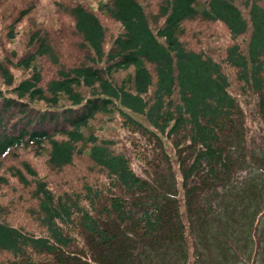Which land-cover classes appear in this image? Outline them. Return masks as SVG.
<instances>
[{
    "label": "trees",
    "instance_id": "trees-1",
    "mask_svg": "<svg viewBox=\"0 0 264 264\" xmlns=\"http://www.w3.org/2000/svg\"><path fill=\"white\" fill-rule=\"evenodd\" d=\"M194 21L205 46L185 39ZM256 95L264 114V0H0V189L30 185L39 225L0 216L8 264H145L156 248L165 264L204 260L195 206L230 176L225 135ZM127 128L177 156L179 188L136 170ZM78 152L104 179L57 190L34 164L60 170Z\"/></svg>",
    "mask_w": 264,
    "mask_h": 264
},
{
    "label": "rangeland",
    "instance_id": "rangeland-1",
    "mask_svg": "<svg viewBox=\"0 0 264 264\" xmlns=\"http://www.w3.org/2000/svg\"><path fill=\"white\" fill-rule=\"evenodd\" d=\"M207 28L200 21L190 23L186 27V41L192 45L205 46ZM68 31L72 33L71 29ZM21 42L24 45V41ZM220 42L219 48L230 42L228 32L220 36ZM45 66L48 74L52 64L46 61ZM255 97L257 99L252 104L240 101V113L234 126L225 135V143L234 154L230 176L223 185L214 182L197 201L199 205L195 206L198 218L201 213V222L196 229L198 243H195L192 231L189 232V239L201 249L204 260L193 262L195 255L191 251L193 263L190 264H264V114L258 105V95ZM119 136L124 147L130 150L133 145L130 154L134 167L141 174H147L154 186L168 191L175 189L171 184H178V188L181 186L177 156L173 152V165L170 166L165 154H159L153 138L128 128L122 132L120 130ZM18 153L17 158L20 160L25 156H33L32 150L28 149H22ZM45 156L44 154L36 157L34 164L40 172H48L47 179L57 190L66 189L68 186L81 189L84 181L104 179L103 172L81 152H78L73 163L60 170L50 171ZM15 179L10 177L8 182L1 186L0 216L14 223L39 229V225L28 211L33 200L29 196L31 186L23 185ZM113 226L120 227V231L126 230V224L119 221H115ZM127 234L135 236V233L129 230ZM151 254V259L145 264H165L159 259L161 253H158L157 248L152 250ZM10 257V253L0 250V264H8ZM182 264H186L185 261Z\"/></svg>",
    "mask_w": 264,
    "mask_h": 264
}]
</instances>
